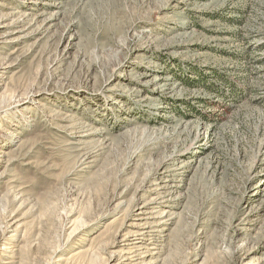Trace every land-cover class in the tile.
I'll list each match as a JSON object with an SVG mask.
<instances>
[{
    "label": "rangeland",
    "instance_id": "obj_1",
    "mask_svg": "<svg viewBox=\"0 0 264 264\" xmlns=\"http://www.w3.org/2000/svg\"><path fill=\"white\" fill-rule=\"evenodd\" d=\"M0 264H264V0H0Z\"/></svg>",
    "mask_w": 264,
    "mask_h": 264
},
{
    "label": "bare ground",
    "instance_id": "obj_2",
    "mask_svg": "<svg viewBox=\"0 0 264 264\" xmlns=\"http://www.w3.org/2000/svg\"><path fill=\"white\" fill-rule=\"evenodd\" d=\"M139 231H140V230H139ZM140 234L142 235L143 233H142V232H139V233L136 232V234H134V235H140ZM151 240H152V239H151Z\"/></svg>",
    "mask_w": 264,
    "mask_h": 264
}]
</instances>
